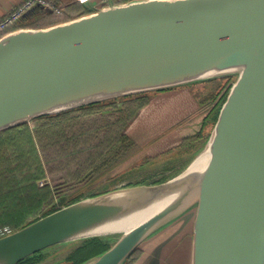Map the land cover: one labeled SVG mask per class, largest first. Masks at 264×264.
<instances>
[{
  "label": "water",
  "instance_id": "1",
  "mask_svg": "<svg viewBox=\"0 0 264 264\" xmlns=\"http://www.w3.org/2000/svg\"><path fill=\"white\" fill-rule=\"evenodd\" d=\"M92 1L80 0L87 15L0 37V133L108 101L236 80L185 170L80 199L1 236L0 264L95 238L111 246L82 264H125L190 214V264H264V0ZM204 152L207 162L192 169ZM156 205L128 232L92 234Z\"/></svg>",
  "mask_w": 264,
  "mask_h": 264
},
{
  "label": "trees",
  "instance_id": "2",
  "mask_svg": "<svg viewBox=\"0 0 264 264\" xmlns=\"http://www.w3.org/2000/svg\"><path fill=\"white\" fill-rule=\"evenodd\" d=\"M51 1L62 8L60 15L44 7H37L24 14L8 32L47 28L61 22L59 18L73 20L89 14L81 2L76 0ZM113 1L115 4H123L132 0ZM152 94L154 93L108 101L42 118L36 122H45L35 129L24 124L1 132L0 237L3 236L2 232L18 231L55 212L58 204L63 203L61 194L64 189L77 185L101 160L126 141L124 132L135 116L150 105ZM226 96L227 94L223 96L221 104ZM119 102L124 107L119 106ZM108 107H112L117 115L114 123L99 129L84 121L87 120L85 117L91 118ZM74 113L82 114L85 119L72 118ZM212 115L213 112L203 121L197 135L183 141L186 152H190L205 138V128L214 125L216 121V117L212 118ZM49 177H61L57 182H63L62 185L56 183L40 187L38 183L49 181ZM110 246L107 239L86 240L61 264H82L104 253ZM140 254L137 251L125 264H136ZM43 260L44 256L40 253L19 264H40Z\"/></svg>",
  "mask_w": 264,
  "mask_h": 264
},
{
  "label": "rangeland",
  "instance_id": "3",
  "mask_svg": "<svg viewBox=\"0 0 264 264\" xmlns=\"http://www.w3.org/2000/svg\"><path fill=\"white\" fill-rule=\"evenodd\" d=\"M105 1L106 0H94L90 3L95 6ZM77 2H80V0ZM58 20L61 21L59 23L70 21L66 20L65 17L59 18ZM235 80V77H229L194 85L192 87H184L182 90L187 91L179 92L167 98L161 97L162 95L160 96L162 92L152 94L150 105L135 116L131 121L132 123H129L130 126L127 131L124 132L126 137L128 136L134 143L143 145L150 141L145 149L146 151L143 149L134 154V152L138 149H142V147L138 148L135 144L132 146L131 142L126 143L122 147L124 152H120L108 165V167L112 169L106 173H104L102 169L96 174L98 175V180H101V183L97 184L92 190H97V193L104 194L115 189L124 188L127 186L125 185L127 183L128 186L138 184L150 186L162 183L185 170L195 154L199 151L200 144L205 140L207 135L211 133L213 125L211 124L205 128V138L190 152L185 151L186 148L183 146V141L200 132L202 122L212 114L213 109L221 102L223 96L228 93L229 87ZM162 94H166V92ZM218 96L219 99L217 98ZM215 99L216 101H214ZM121 105L124 107L123 103L119 104V106ZM126 106L128 105L126 104ZM220 106H218V108ZM218 108L213 112L212 118L217 116ZM210 109L211 111L209 114L208 111ZM105 110L107 111L108 109L106 108L103 111ZM99 113H97L99 116L95 114L94 116L96 117L93 116L91 118L85 117L80 113H74L71 117L75 119L87 118V120H84L85 122L96 125L99 129L113 122L114 117L109 119L110 117H108L106 113L105 116ZM44 122V120L35 121L29 123V125L32 129H35ZM134 146L136 147L134 148ZM60 178L61 177H50L49 182L51 185L57 183L61 186L63 182H57ZM121 181H123V183H121ZM82 182L80 184H82ZM38 184L40 186V182ZM80 184L74 185V187L70 188L71 190L64 189L61 194L63 199L67 200L70 196L75 198L80 195L79 193L73 194L75 190L78 188L80 189ZM70 201L71 200L68 202ZM185 219L183 223L187 221L191 222L193 221V215H186ZM181 224L179 227L183 228L185 224ZM187 228L188 230L186 233L179 236V242H183L192 237L191 226L189 225ZM169 252L170 249L168 250V253ZM173 252L174 248H172L169 255Z\"/></svg>",
  "mask_w": 264,
  "mask_h": 264
},
{
  "label": "crops",
  "instance_id": "4",
  "mask_svg": "<svg viewBox=\"0 0 264 264\" xmlns=\"http://www.w3.org/2000/svg\"><path fill=\"white\" fill-rule=\"evenodd\" d=\"M24 1L25 0H0V21L4 20L13 11H15L18 7H20L24 3ZM76 1H78V0H76ZM37 7L39 8L42 6H36L32 9H30L28 11V13H30L33 9H35ZM182 89L183 88H178V89H174V90H170V91H165L166 94H162V93H164V92H162L160 94V96L162 95L161 97L167 98V97L176 95L179 92L187 91V90H182ZM218 99H219V97H218ZM107 109H108L107 111L105 110L99 114L105 116V113H106L108 115V117H110L109 119H111V117H114L113 122H111V123H114L117 115L114 112V109L112 107H109ZM210 111H211V109L208 111L209 114H210ZM97 116H99V115L97 114ZM94 117H96V116H94ZM129 142L132 143V146H133V144H135L136 146H138V148L142 147V149H138L136 152H134V154L137 153L138 151L140 152L143 149L145 150L147 148L148 144L150 143V141H149L146 144L140 145V144L134 143L127 136L126 141L124 143H122L121 145H118L108 156H106L103 160H101V162L94 169L90 170V172L84 177V181L82 179L77 184V185H79L83 181L82 184H80V186H81L80 189L78 188L77 190H75V192H73V194L79 193L80 195H78L75 198H72V196H70L67 200L63 199V203H61V204L59 203L57 208L72 204L76 200H80L83 198H88V197H93V196L99 195V193H97V190H92L97 184L101 183V180H98V175H96V174L99 171H101L102 169H103L104 173L110 171L112 168L108 167V165L112 162V160L115 157H117L119 155L120 152H124V149L122 147L126 143H129ZM136 146H134V148ZM115 180H117V179H115ZM121 183H123V181H121ZM125 185L128 186V183ZM69 200H71V201L68 202ZM185 217L186 216L179 219L177 222H175L174 224H172L168 228L164 229L163 231L158 233L156 236H154L152 239H150L147 243H145L141 247V249L139 250V252L141 254H140V257H139L138 261L136 262V264H190L191 246H192L190 238L186 239L183 242L178 241L179 236H182L186 233V231L188 230L187 227L189 225L192 228L193 221H191V222L187 221L186 223H183V221L186 220ZM181 223L185 224L183 226V228L179 227ZM172 248H174V252L169 255V253L172 251ZM77 249L78 248L74 245H69V246H66L63 248L59 247V248L51 249V250L45 252V254H43V256H44L43 262L46 261V264H61L66 259V257L70 256ZM169 249H170V252L168 253ZM168 255H169V258H168Z\"/></svg>",
  "mask_w": 264,
  "mask_h": 264
},
{
  "label": "built area",
  "instance_id": "5",
  "mask_svg": "<svg viewBox=\"0 0 264 264\" xmlns=\"http://www.w3.org/2000/svg\"><path fill=\"white\" fill-rule=\"evenodd\" d=\"M42 6L50 11L55 12L56 14L60 15L62 13V8L55 5L51 0H25L24 3L18 7L15 11H13L9 16H7L4 20L0 21V35H5L8 30L15 26L19 19L26 14L30 9ZM5 33V34H4ZM2 35V36H3ZM50 184L49 181H42L40 182V187H44L45 185ZM3 236L9 233L2 232Z\"/></svg>",
  "mask_w": 264,
  "mask_h": 264
},
{
  "label": "bare ground",
  "instance_id": "6",
  "mask_svg": "<svg viewBox=\"0 0 264 264\" xmlns=\"http://www.w3.org/2000/svg\"><path fill=\"white\" fill-rule=\"evenodd\" d=\"M208 159V154L206 152H204L192 165V169L198 168L202 165H204L207 162ZM161 207V205H156L154 207H151L149 210L144 211L141 215H138L136 217H132L128 220V222L123 223V224H119L117 227L112 226V225H108L105 226L97 231H95L92 234H103V233H111L114 232L115 230H119L117 232H128L131 229H133L134 227L138 226L140 223H142L143 221H145L147 218H149L154 212H156L159 208Z\"/></svg>",
  "mask_w": 264,
  "mask_h": 264
},
{
  "label": "flooded vegetation",
  "instance_id": "7",
  "mask_svg": "<svg viewBox=\"0 0 264 264\" xmlns=\"http://www.w3.org/2000/svg\"><path fill=\"white\" fill-rule=\"evenodd\" d=\"M229 88H230V87H229ZM226 90H227V89H226ZM226 90H225V91H226ZM218 97H219V96H218ZM218 97H217V98H218ZM217 98H216V99H217ZM216 99H215L214 101H216ZM221 102H222V100H221ZM221 102H219V103L217 104V106L213 109V112H214L215 110H217V108H218V106H220Z\"/></svg>",
  "mask_w": 264,
  "mask_h": 264
}]
</instances>
